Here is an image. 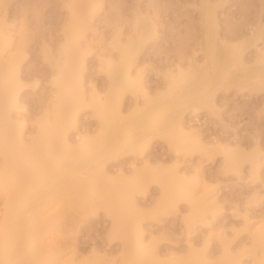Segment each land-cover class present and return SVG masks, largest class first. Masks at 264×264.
<instances>
[{"label":"bare ground","instance_id":"bare-ground-1","mask_svg":"<svg viewBox=\"0 0 264 264\" xmlns=\"http://www.w3.org/2000/svg\"><path fill=\"white\" fill-rule=\"evenodd\" d=\"M92 2L97 1L72 0L70 26L62 50L55 54L46 50V56L57 69L51 88L55 114L39 117L30 137L25 132L27 120L21 114L25 108L22 98L29 83L20 71L15 32L5 29L0 22V264H76L72 257L63 259L62 251L50 246L56 237L47 240L51 231L60 228L53 209L88 211L101 200L111 204L109 211L114 215V230L122 237L126 264H169L144 245L139 218L124 216L137 208L136 194L144 192L151 182L158 183L162 193L159 206L187 201L189 225L206 222L207 211L217 208L218 199L216 190L205 183L199 195L195 183L188 181L177 168L167 171L145 162L134 167L131 177L121 175L115 179L107 174L105 165L111 157L136 148L143 152L154 134L162 135L175 152L222 153L225 166L235 171L240 172L243 162L248 161L254 179L260 177L263 161L258 148L244 152L227 142L206 141L182 120L186 106L213 107L211 97L219 86H264V46L257 43L258 30L252 29L240 42H229L219 32L218 4L211 0H203L202 5L205 60L199 63L192 58L188 68L178 65L177 69L168 70L167 87L155 96L145 84L142 68L134 72V67L140 64L143 43L157 31L156 23L147 18L137 20L134 32L125 41L119 30L109 42L117 50V56L98 54L99 68L110 78L106 95L100 97L93 92L89 99V105L100 117L99 130L95 134H79L75 140L69 137L77 110L86 102L83 70L85 56L94 46L84 39L89 37V31H96L92 10L87 6ZM234 33L230 36H237ZM251 44L256 49L255 59L248 63L243 53ZM126 92L144 97V103L136 102L129 114H124L121 107ZM110 194H114L112 199L108 197ZM212 236L209 235L207 242ZM252 241L254 249L263 250L259 264H264V226L253 231ZM216 264L245 263L241 255L225 245L224 257Z\"/></svg>","mask_w":264,"mask_h":264},{"label":"rangeland","instance_id":"rangeland-1","mask_svg":"<svg viewBox=\"0 0 264 264\" xmlns=\"http://www.w3.org/2000/svg\"><path fill=\"white\" fill-rule=\"evenodd\" d=\"M96 1L87 5L92 10L96 31H89V37L84 39L94 48L85 56L86 102L77 110L75 123L68 131L72 140L84 132L95 134L99 130L100 117L89 105V99L93 92L104 97L110 87L109 76L99 68L98 54L117 56V50L109 42L119 30L125 41L134 32L137 20L147 18L156 23L157 31L143 43L139 51L140 64L134 67V72L142 68L145 84L153 96L166 89L168 70H175L178 65L188 68L192 58L199 63L205 60L203 0ZM219 1L211 0V3L218 4ZM71 3L72 0H0V22L5 29L16 33H13L14 46L21 58L20 71L29 83L22 98L25 108L21 111L27 120L25 132L29 137L39 117L55 114L51 88L57 69L46 56V50L54 54L62 50L65 32L70 26ZM216 9L223 38L240 42L256 28L257 43L264 46V0H225ZM233 32L237 36H230ZM254 51L253 44L244 48L246 62H253ZM211 101L213 107L183 108V123L198 131L206 141L227 142L225 144L244 152L258 148L263 161L258 179L252 176L248 161L243 162L240 172L235 171L225 166L222 153L175 152L162 135L156 134L152 135L143 152L136 148L119 153L107 161L105 170L111 178L131 177L135 166L149 162L151 166L167 171L177 168L188 181L195 183L199 195L204 190V183L216 190L217 208L207 211L206 222L191 225L186 221L190 212L187 201L159 206L162 193L158 183L151 182L144 192L136 194L137 208L125 212L124 216L139 218L144 245L169 264H202L203 261L216 264L224 257L225 245L241 255L245 264H259L263 250L254 249L252 233L264 226V86H219ZM136 102L142 105L144 97L126 92L121 104L123 113H131ZM108 197L112 199L114 194ZM109 207L111 204L101 200L88 211L53 209L60 228L51 231L50 237L47 235L48 241L57 238L50 246L55 251L61 250L63 259L72 257L76 264H126L122 237L114 230V215ZM210 234L214 237L207 242Z\"/></svg>","mask_w":264,"mask_h":264}]
</instances>
